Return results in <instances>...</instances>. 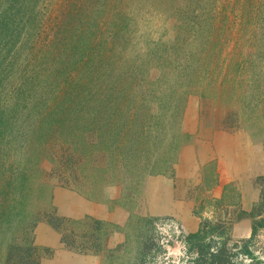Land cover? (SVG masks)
Masks as SVG:
<instances>
[{
    "label": "rangeland",
    "instance_id": "rangeland-1",
    "mask_svg": "<svg viewBox=\"0 0 264 264\" xmlns=\"http://www.w3.org/2000/svg\"><path fill=\"white\" fill-rule=\"evenodd\" d=\"M19 11L0 44V264L60 216L58 188L124 218L116 249L110 222L63 224L102 264H186L188 234L151 215V179L174 177L183 148L222 132L264 150V0H22ZM196 176L194 216L244 240L232 236L243 184L214 199L215 163ZM251 187L264 220V179ZM250 249L264 264V228Z\"/></svg>",
    "mask_w": 264,
    "mask_h": 264
},
{
    "label": "crops",
    "instance_id": "crops-1",
    "mask_svg": "<svg viewBox=\"0 0 264 264\" xmlns=\"http://www.w3.org/2000/svg\"><path fill=\"white\" fill-rule=\"evenodd\" d=\"M210 162L215 163L217 173L211 192L214 199L221 198L225 185L232 182L243 184L238 214L246 215L237 218L232 224V236L238 239L249 238L252 218L248 214L259 201V190L249 187L252 181L264 176V150H258L243 133L222 132L207 145L183 148L174 167V177L159 176L151 179L152 189L148 194L152 202L151 215L180 225L187 234L195 233L200 221L193 214L194 200L190 196V187L193 178L197 177L199 165ZM250 193L251 199L248 200ZM52 205L61 217L55 215L54 220L37 223L32 232L33 245L47 254L38 264H102L103 251L89 250L81 242L76 244L84 236L82 231L75 234L74 230L63 228V224L68 226L70 221L76 223L86 218H95L97 221L110 222L112 229L104 242L106 247L116 249L126 242L124 218L118 209L106 213L104 204L91 203L60 188L54 190Z\"/></svg>",
    "mask_w": 264,
    "mask_h": 264
},
{
    "label": "trees",
    "instance_id": "trees-1",
    "mask_svg": "<svg viewBox=\"0 0 264 264\" xmlns=\"http://www.w3.org/2000/svg\"><path fill=\"white\" fill-rule=\"evenodd\" d=\"M21 3L22 0H0V44L3 42L4 46L9 43L4 39L12 31L11 21H22V16L19 15ZM263 177L260 180L264 179ZM262 203L260 202L261 205ZM249 215L252 218L250 237L235 242L228 236V229L223 221H202L195 233L188 234L184 238L186 254L189 258L186 264H263L251 251L250 246L258 230L264 228V220L256 221L257 215H254L253 211ZM37 258V248L30 242L25 247H11L6 255V262L37 264ZM244 260H247V263Z\"/></svg>",
    "mask_w": 264,
    "mask_h": 264
},
{
    "label": "clouds",
    "instance_id": "clouds-1",
    "mask_svg": "<svg viewBox=\"0 0 264 264\" xmlns=\"http://www.w3.org/2000/svg\"><path fill=\"white\" fill-rule=\"evenodd\" d=\"M181 247L182 246H178L175 250H169V255L170 256H173V257H178V256H181L183 255L182 251H181ZM262 260H264V257H261ZM173 264H179L178 261L174 260L173 261Z\"/></svg>",
    "mask_w": 264,
    "mask_h": 264
}]
</instances>
